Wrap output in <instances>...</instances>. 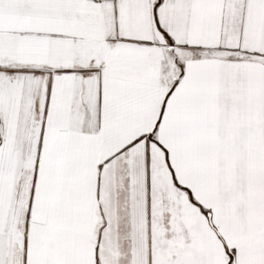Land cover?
Segmentation results:
<instances>
[{"label": "snow or ice", "instance_id": "1", "mask_svg": "<svg viewBox=\"0 0 264 264\" xmlns=\"http://www.w3.org/2000/svg\"><path fill=\"white\" fill-rule=\"evenodd\" d=\"M0 264H264V0H0Z\"/></svg>", "mask_w": 264, "mask_h": 264}]
</instances>
